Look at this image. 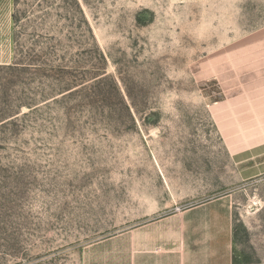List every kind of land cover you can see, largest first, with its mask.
<instances>
[{
    "label": "rangeland",
    "instance_id": "374dc122",
    "mask_svg": "<svg viewBox=\"0 0 264 264\" xmlns=\"http://www.w3.org/2000/svg\"><path fill=\"white\" fill-rule=\"evenodd\" d=\"M0 264H264V0H0Z\"/></svg>",
    "mask_w": 264,
    "mask_h": 264
}]
</instances>
